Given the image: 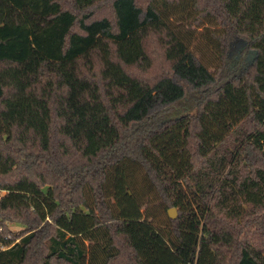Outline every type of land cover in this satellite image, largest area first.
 <instances>
[{
	"label": "trees",
	"instance_id": "16d2710c",
	"mask_svg": "<svg viewBox=\"0 0 264 264\" xmlns=\"http://www.w3.org/2000/svg\"><path fill=\"white\" fill-rule=\"evenodd\" d=\"M262 11L0 0V256L264 264V24L248 22ZM237 42L254 55L241 72ZM151 198L177 217L158 223Z\"/></svg>",
	"mask_w": 264,
	"mask_h": 264
},
{
	"label": "rangeland",
	"instance_id": "374dc122",
	"mask_svg": "<svg viewBox=\"0 0 264 264\" xmlns=\"http://www.w3.org/2000/svg\"><path fill=\"white\" fill-rule=\"evenodd\" d=\"M248 19H249L248 22L253 24V26L255 27V30H260L262 24H264L263 23L264 11H262L261 19L258 20L257 19L255 20L254 18H248ZM200 49L203 53V58L206 64L208 66H212L214 61L213 50L209 46L204 45V42L202 41H200ZM230 56H231L232 66L233 68H235L234 70H236L235 72L243 71L249 64H252L254 58L253 56H251L250 52L245 50L242 42H237L234 45ZM188 109L189 108L187 107V105H183L179 108L177 113L175 112L176 114L172 113V115L174 114L173 117L178 116L181 113L188 111ZM150 200H151L150 202L151 214L156 218L158 223L160 222L161 225L167 224L169 210L166 211L164 206L160 205L161 202H159L158 199L151 198ZM9 226L14 231H19L22 228L20 225H16V224H10ZM0 264H8L2 256H0Z\"/></svg>",
	"mask_w": 264,
	"mask_h": 264
},
{
	"label": "water",
	"instance_id": "95a60500",
	"mask_svg": "<svg viewBox=\"0 0 264 264\" xmlns=\"http://www.w3.org/2000/svg\"><path fill=\"white\" fill-rule=\"evenodd\" d=\"M168 214L171 219H175L177 217V211L175 208L169 209Z\"/></svg>",
	"mask_w": 264,
	"mask_h": 264
},
{
	"label": "built area",
	"instance_id": "2783aa9c",
	"mask_svg": "<svg viewBox=\"0 0 264 264\" xmlns=\"http://www.w3.org/2000/svg\"><path fill=\"white\" fill-rule=\"evenodd\" d=\"M3 193H5V192L4 191L0 192V199H1Z\"/></svg>",
	"mask_w": 264,
	"mask_h": 264
}]
</instances>
